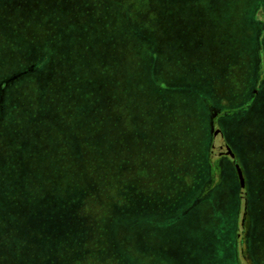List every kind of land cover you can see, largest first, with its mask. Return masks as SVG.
I'll list each match as a JSON object with an SVG mask.
<instances>
[{
	"label": "rangeland",
	"instance_id": "1",
	"mask_svg": "<svg viewBox=\"0 0 264 264\" xmlns=\"http://www.w3.org/2000/svg\"><path fill=\"white\" fill-rule=\"evenodd\" d=\"M31 1L33 0H0V8H17L16 12L20 7L32 6L28 20L21 28H18V21L16 23L12 19V13L6 17L0 11V77L14 74L22 66V61L29 59L31 46L41 47L44 40L53 36L49 32L53 31L49 26L52 22L60 29L59 48L69 51L67 55L60 56L63 66L70 63V67L64 68L61 75L70 72L71 84L75 88L70 90L77 92L78 98L82 97V100L76 102L78 105L82 103L85 106L90 102L86 93L89 94L92 89H103V94H99V97L104 100L109 98L113 64L118 62L120 71L123 72L117 78L126 77L134 71L133 76H128L132 80L123 82L124 89L133 91V94L119 104L129 112L124 120L123 134L127 147L124 143L126 149L116 155L123 159L131 157V172L140 173L139 177H130L128 170L124 169L122 198L106 203L108 198L105 199L104 192L107 191L98 187V183H84L77 177L74 178L73 171L64 167L68 161L57 163L60 157H68L80 145L77 116L72 109H67L65 103L59 108L56 106L59 114L47 107L46 118L50 113L54 114L52 120H46L51 124L47 133L43 132V137L47 136L49 139L50 151L46 154H34L35 159L40 163L41 171L47 172L44 168L48 166V170H53L54 177H62L65 171L70 173L66 180H62L63 184L58 189L60 194L69 191L71 199L66 201L64 196L59 199L60 209L50 215L55 221L53 229L48 222L41 233L39 229L37 237L17 236L23 239L18 256L21 259H33L36 263L40 261L39 264L48 263L51 256L59 258L57 263L60 264H264V118H261L264 113V80L255 89L257 100H254L252 113L240 122L232 119L225 122L224 118L201 121L200 133L196 130L195 137L186 148L175 147L178 140L173 131L184 128V115L181 114L180 117L179 111L171 108L166 111L168 114L158 116L152 109V102L164 100L169 92L166 91L167 88L163 89L165 91L159 90L158 95L153 98L158 92L153 88V81L160 73L173 86L176 84L172 87L171 99L179 103L184 97L180 98L181 93L175 89L184 87L179 84L182 81L180 78L190 72L189 67H194L197 62L213 63L211 68L229 71L227 75L231 78L232 69L235 74H239L250 68L241 62H248L250 57L254 60V42L244 32L245 26H250L246 23V17L250 21L254 16L255 0H37L35 5ZM66 6L71 7V15L68 13L71 20H66ZM43 19L47 27L41 25ZM145 36H148L147 39ZM225 43H232L234 47L227 49L223 46ZM245 46H249L250 53ZM217 54L223 55L221 58H212L217 57ZM226 56H229L228 59L238 60L240 67L227 61H223L221 68L216 67L217 60H223ZM142 64L147 68V76H150L144 80L153 85L147 84L145 90L139 89L138 85L137 70ZM138 73H143V70ZM248 77L241 75L236 79L246 82ZM80 80L84 81L86 89H78ZM217 87L226 92V87L222 88L220 84ZM194 93L199 96L197 91ZM226 93L230 95V91ZM188 102V110H195L197 98H191ZM21 106L23 110L29 109V102ZM69 110L72 112L71 116L68 115ZM140 110L150 116L148 120L134 121V116ZM35 119L36 122H32ZM161 121H164V125L160 127ZM226 123H229V129L231 125L234 126L231 141L224 131ZM17 124L19 134L25 136L30 135L34 126H45L40 114L34 119L30 117L29 123ZM208 124L211 125V141L204 135V128L208 133ZM159 127L165 132L164 135L157 134ZM218 129L224 133L225 142L220 134L215 133ZM110 133L107 134L109 140L113 137ZM5 137L2 138L3 142L7 138ZM210 145L219 169L216 172L217 182L212 187L204 189L195 198L193 193L189 198L192 189L184 187H179L182 196L177 198L175 189L171 196L163 200L143 196L137 200L129 198L130 187L145 185L143 172L151 167L158 169L159 164L174 167L179 163L177 158L159 160L160 157L155 154L163 151L172 154L171 149L175 148V151L184 156L192 153L204 160V152H210ZM225 148L231 149L244 170L247 181L245 189H242L233 157L222 152ZM31 149H34V145ZM96 156L95 152L91 154L84 151L82 164L94 168ZM245 159H248V165ZM30 162L33 163V160H29ZM79 188L86 191V204H81L77 193L73 192ZM143 188L139 189L140 192L147 195L150 189L144 193ZM241 189L244 195H248L247 200L242 198ZM116 192V185H112L111 193L114 195ZM36 206L40 204L36 203ZM90 206L92 210L89 209ZM111 208L119 211L120 217L109 223ZM245 208L248 209V219L246 232L243 234ZM38 210L41 211V208ZM49 211H53L52 205L47 202L45 212ZM39 213L29 221L43 215ZM16 217L17 214H14L12 219ZM17 221L18 223H14L11 220L12 232H16V226L23 225L21 221ZM106 226L111 242L115 244L110 247L107 246L110 239L104 229ZM52 236L60 246L49 251L45 241ZM0 237L3 239L0 244V264H12V236L0 230ZM248 245L253 247L252 256L247 253ZM114 248H118L125 258L120 257Z\"/></svg>",
	"mask_w": 264,
	"mask_h": 264
},
{
	"label": "trees",
	"instance_id": "2",
	"mask_svg": "<svg viewBox=\"0 0 264 264\" xmlns=\"http://www.w3.org/2000/svg\"><path fill=\"white\" fill-rule=\"evenodd\" d=\"M31 3L35 5L37 0L31 1ZM254 6V16L253 18L251 17L250 21L246 17V23L250 24V26H245L244 32L245 36H249V40L254 42V60L252 61L250 57L248 62H241L250 67L247 71H241L239 74H235V70L232 69L231 73L233 74V78H231L227 75L229 71H217L211 68L213 63L202 64L197 62L193 65L194 67H189L190 72L180 78L182 81L179 84L184 85V87L182 89H175L181 93L180 98L184 97L179 100V103H175L171 99L172 87L174 88L176 84L173 86V84L165 78L163 73L158 74L155 81H153L155 86L153 88L158 91L153 98L158 95L159 90L167 88L166 91L170 92L166 93L167 98L164 100L152 102V109L154 108V112H157V114H159L158 116H160L168 114L166 112L168 109L175 108L179 111L180 117L181 114L184 115L182 118L183 125L185 124L184 128H182L181 131H175L173 129L176 139L178 140L175 147L186 148L190 140L195 137L196 130L197 133H200L199 127L203 120L209 118H224L225 122H228L230 119L240 122L245 119L248 114L253 112L254 100H257L255 99L257 97L255 96V89L257 88V84L259 85V83L264 80V0H255ZM31 7L24 6L18 8L20 14L16 12L17 8H10L9 10L2 7L0 11L6 17L12 13L14 15L12 19H14V22L18 21V28H21V26H25L26 20L29 18ZM70 8L71 7L68 6L64 7V13L67 17L66 20L72 19L70 18L71 16L68 15V13L70 15L72 13ZM260 13L263 15H260ZM41 25L47 27V23L44 19ZM81 25L85 27L84 24ZM49 26L53 28L52 32L49 31L53 36L44 40L41 47L34 48L31 46V55H29V59H24L22 61V66L20 65L14 74L9 77H0V216L4 215V217H0V230H4L6 235L12 236V251L10 250V263L12 264H39L40 261L36 263L37 261L33 259H21L18 256L20 244L23 243V239H19L17 236H25V238L37 237L39 235V229L41 233L46 228L48 222L53 229L55 221L50 215L52 213H57L60 209L61 204L59 203V199L63 196L66 201L71 199L69 191L66 190L64 194H60L58 189V186L63 184L62 180H66L70 173L65 171L62 177H54L52 176L53 170H48V166L44 168L47 172L41 171V165L35 159L36 156L34 154L39 152L46 154L47 151H50L48 147L49 139L47 136L43 137V132L47 133L46 130L49 129L51 124L46 122V120H52L54 114L50 113L49 117L46 118L47 107L54 109L55 112L59 114L57 107L59 108L62 103H65L67 104V109H72V112L77 116L80 131L78 144L80 145H78L77 150H73L68 157H60L57 163L68 161L64 167L73 171L74 178L77 177L84 183H98V187L107 191L104 192L105 199L108 198L106 203L111 200L122 198L123 187H121V183L124 169L128 170L130 177H139L140 173L131 172V157L123 159L116 155L118 152L126 149L124 143L127 147V141L126 138L123 137V134L125 133L124 120L128 117L127 113L129 112L121 108L119 104L121 100L130 98L131 94H133V91L124 89L123 82L125 80H132L128 78V76H133L134 71L129 73L126 77L117 78V76L123 72L120 71V64L118 62L113 64L109 98L104 100L99 97V94H103V89L100 91L92 89L89 94L86 93V97L91 103L88 102L85 106L82 105V103L78 105L76 102L82 100V97L78 98L77 92H74L73 89L70 90L74 88V84H71L70 72L61 75L64 68L70 67V63L63 66L60 56L61 54L67 55L69 51L59 48L60 29L58 26L55 25L54 22L49 23ZM139 31L142 32L141 30ZM15 35V32H13V36ZM135 37L138 36L135 35ZM147 37L148 36H145L144 38L147 39ZM236 43L237 45L239 44V39H237ZM155 45L158 47V43ZM223 46L227 49H229L230 46L234 47L232 43H225ZM245 47L248 49V53H250L249 46ZM158 50L160 51V48H158ZM222 55L223 54H217V57L212 58H221ZM228 57H223V60H217L218 64L215 66L221 68L223 61H227L230 64H237V66L240 67L238 60H231L228 59ZM139 70H143V73L139 74ZM148 74L147 68L142 64L137 70L139 89L145 90L147 84L151 85L149 81L144 80L145 77H150L147 76ZM241 75H243V77L249 76L246 82H239L236 79V77ZM219 84L222 85V88L223 86L226 87L224 91H230V95L223 92L222 89L220 91L217 87ZM78 89H86L84 81L80 80ZM195 91L199 93V96L194 93ZM194 97L197 98L195 110L189 111L187 108L189 104L188 101ZM26 102H29V107H27L29 109H21V105ZM72 112L69 110L68 115L71 116ZM215 113H218L216 117H214ZM39 114L43 117L45 126H34L29 136L19 134L17 123H29L30 117L34 119V117H38ZM149 117V115H145L143 111L140 110L133 119L134 121L138 120L144 122L148 120ZM261 118H264V113L261 114ZM153 121H155L154 117ZM32 122H36V119L32 120ZM162 125H164V121L160 122V127ZM160 127L159 132H157L159 136L165 134ZM209 127H211L210 124H208V133L206 128H204V135L207 138L209 137L208 141H211ZM225 128L224 131L227 133L228 137H230L229 139L231 141L234 135V126L231 125L229 129V123H226ZM108 132H111V135L113 134L110 140L107 136ZM3 137L6 138L5 142L2 140ZM102 140L105 142L103 143ZM231 143L233 144V142ZM33 145L34 149H31ZM158 145L160 147V143H158ZM151 146L152 144L149 145V149H151ZM84 151L90 152L91 154L95 152L97 154L94 168H92V166L89 167L87 164H82L83 160H81V158ZM171 152L172 154H166V152L163 151L161 154L155 155L160 157L159 160L177 158L179 163L174 167H170L168 164H159L160 167H158V169L156 167H151L143 172L145 185L139 187L136 185L135 188L130 187L128 194L129 198L137 200L143 196L149 199L163 200L171 196V192L174 189L175 198H177L178 196H182L179 187L192 189L189 198L192 196V193L195 194V198L204 189L212 187L211 185L217 182L218 175L216 172H219V169L216 160L213 158L211 145L210 152L208 154L204 152V160H200L197 155L192 153L184 156L181 152L175 151V148H172ZM248 159H245V162H247L246 165H248ZM29 160H33V163H29ZM51 160L55 161V159ZM112 185H116L118 190L114 195L111 193ZM142 187H144V193L148 189H150V192H148L147 195L142 194L139 190ZM73 192L77 193L81 204H86L84 200V193L86 191H84L83 188L74 189ZM108 192H110V194H108ZM241 196L244 199L243 190ZM47 202L52 205L53 210L49 211V213L45 212V205ZM36 203H39L40 206H36ZM67 206L71 207L69 204H67ZM39 207L41 211L38 210ZM89 209L92 210L91 206ZM38 212H40L39 215H43L38 216L35 220L30 222L29 219H33ZM14 214H17L16 219H12ZM110 215L109 223L120 217L119 211H115L114 208H111ZM11 220H14V223H18L17 220H19L23 225L16 226V232H12V227L10 226ZM53 223L54 225L52 226ZM99 227H101L100 230L102 231V225ZM104 229L110 239L108 227L106 226ZM1 241H3V239L0 237V244H2ZM113 245L115 244L111 242L110 239L107 246L110 247ZM45 246L47 249L49 247V251H52L55 246L59 247L60 243L52 236L46 238ZM252 248L253 247L250 245L247 247L249 256H252ZM114 249H116L120 257L123 256V259L125 258L118 248ZM58 259L59 258L56 256H51L48 259V263L45 264H60L57 263Z\"/></svg>",
	"mask_w": 264,
	"mask_h": 264
},
{
	"label": "water",
	"instance_id": "3",
	"mask_svg": "<svg viewBox=\"0 0 264 264\" xmlns=\"http://www.w3.org/2000/svg\"><path fill=\"white\" fill-rule=\"evenodd\" d=\"M215 133L216 134H220V137L225 142L224 133L222 132L221 129L220 130L219 129L216 130ZM213 149L215 150V148H213ZM214 150H213V152H214ZM222 152L225 153V154H231V156L233 157V161H234V164H235L236 169H237V173H238V176H239V179H240V182H241L242 189H245L246 186H247V181H246V177H245V174H244V170H243L239 160L235 157V154L229 148L228 149L225 148V150L222 151ZM244 198H245V200H247V195L246 194L244 195ZM247 219H248V209L245 208V211H244V214H243V220H242L243 234L246 232ZM244 243H245V240H244V237H243L242 238V244H244Z\"/></svg>",
	"mask_w": 264,
	"mask_h": 264
}]
</instances>
